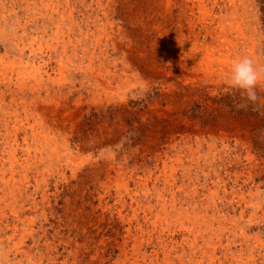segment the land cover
Here are the masks:
<instances>
[{"label":"rangeland","instance_id":"374dc122","mask_svg":"<svg viewBox=\"0 0 264 264\" xmlns=\"http://www.w3.org/2000/svg\"><path fill=\"white\" fill-rule=\"evenodd\" d=\"M27 1L0 0V264H264V90L228 83L264 68V0Z\"/></svg>","mask_w":264,"mask_h":264},{"label":"bare ground","instance_id":"6f19581e","mask_svg":"<svg viewBox=\"0 0 264 264\" xmlns=\"http://www.w3.org/2000/svg\"><path fill=\"white\" fill-rule=\"evenodd\" d=\"M27 1V0H26ZM45 1V0H44ZM47 1V0H46ZM60 1V0H59ZM62 1H67V2H69L68 0H62ZM28 2V1H27ZM49 2V1H48ZM85 2V1H84ZM95 2H97V0L95 1ZM36 3V2H35ZM59 3V2H58ZM78 3V2H77ZM82 3V2H81ZM15 4V3H14ZM45 4V3H44ZM99 4H101V3H99ZM29 5H31V4H29ZM50 5H51V3H50ZM59 5V4H58ZM64 5H65V3H64ZM92 5V4H91ZM4 6H6V5H4ZM53 7H54V5H52ZM61 6V5H60ZM96 6V5H95ZM26 7V6H25ZM57 7V6H56ZM81 7V6H80ZM89 7V6H88ZM102 8V7H101ZM39 9V8H38ZM67 9H69V8H67ZM83 10V9H82ZM94 10V9H93ZM58 11V10H57ZM56 11V12H57ZM65 11V10H64ZM72 11V10H71ZM85 11H87V10H85ZM76 11H74V13H75ZM92 12V11H91ZM90 12V13H91ZM1 13H3V12H1ZM55 13V12H54ZM21 14V13H20ZM65 14V13H64ZM92 14V13H91ZM105 14V13H104ZM107 14V13H106ZM28 15V14H27ZM57 15V14H56ZM70 15V14H69ZM68 15V16H69ZM63 16V15H62ZM77 16V15H76ZM88 16V15H87ZM91 16V15H90ZM108 16V15H107ZM64 17V16H63ZM79 17V16H78ZM77 17V18H78ZM106 17V16H105ZM39 18H42V17H39ZM65 18V17H64ZM97 18V17H96ZM95 18V19H96ZM50 19V18H49ZM89 19V18H88ZM107 19V18H106ZM26 20V19H25ZM65 20V19H64ZM76 20V19H75ZM97 20V19H96ZM98 20H99V18H98ZM31 21V20H30ZM36 21V20H35ZM54 21V20H53ZM23 22V21H22ZM73 22H74V20H73ZM96 22V21H95ZM98 22V21H97ZM37 23H38V21H37ZM50 23V22H49ZM61 23V22H60ZM72 23V22H71ZM80 23V22H79ZM86 23V22H85ZM89 23V22H88ZM28 24V23H27ZM62 24V23H61ZM44 25H45V23H44ZM59 25V24H58ZM63 25V24H62ZM81 25V24H80ZM51 26V25H50ZM77 26V25H76ZM95 26V25H94ZM98 26H99V24H98ZM33 28H34V26H32ZM62 27V26H61ZM100 27V26H99ZM46 28H47V26H46ZM55 28H57L56 26H55ZM60 28V27H59ZM25 29V28H24ZM35 29H36V27H35ZM58 29V28H57ZM85 29V28H84ZM102 29V28H101ZM3 30V29H2ZM81 30V29H80ZM89 30V29H88ZM97 30V29H96ZM99 30V29H98ZM100 31V30H99ZM99 31H97V33L99 32ZM63 32V31H62ZM62 32H61V34H62ZM69 32V31H68ZM95 32V31H94ZM105 32V31H104ZM103 32V33H104ZM5 33V32H4ZM26 33V32H25ZM42 33H44V32H42ZM87 33V32H86ZM93 33V32H92ZM101 33V32H100ZM99 33V34H100ZM103 33H102V35H103ZM30 34V33H29ZM41 34V33H40ZM65 34V33H64ZM70 34V33H69ZM80 34V33H79ZM106 35V34H105ZM20 36V35H19ZM53 36V35H52ZM59 36V35H58ZM58 36H56L57 37V39L59 38ZM78 36V35H77ZM93 36V35H92ZM100 36V35H99ZM98 36V37H99ZM25 37V36H24ZM23 37V38H24ZM40 37V36H39ZM63 37H65V36H63ZM81 37V36H80ZM97 37V36H96ZM21 38V37H20ZM35 38V37H34ZM37 38V37H36ZM41 38V37H40ZM22 39V38H21ZM28 39V38H27ZM54 39V38H53ZM86 39V38H85ZM41 40V39H40ZM44 40V39H43ZM62 40V39H61ZM87 40V39H86ZM14 41V40H13ZM33 41V40H32ZM45 41H47V39L45 40ZM52 41V40H51ZM58 41V40H57ZM56 41V42H57ZM30 42V41H29ZM35 42V41H34ZM94 42H95V40H94ZM27 43V42H26ZM33 43V42H32ZM51 43V42H50ZM63 43V42H62ZM61 43V44H62ZM71 43H72V40H71ZM90 43H92V42H90ZM18 44V43H17ZM16 44V45H17ZM46 44H47V42H46ZM57 45V44H56ZM78 45V44H77ZM13 46H15V45H13ZM49 46V45H48ZM63 46H65V45H63ZM84 46V45H83ZM24 47V46H23ZM52 47H54V46H52ZM58 47V46H57ZM33 48V47H32ZM36 48V47H35ZM61 48H63V47H61ZM70 48V47H69ZM76 49V48H75ZM35 50V49H34ZM45 50V49H44ZM63 50V49H62ZM62 50H61V52H62ZM85 50V49H84ZM20 51V50H19ZM33 51V50H32ZM50 51H52V50H50ZM75 51V50H74ZM37 52V51H36ZM47 52V51H46ZM86 52V51H85ZM33 53V52H32ZM31 53V54H32ZM40 53V52H39ZM29 54V53H28ZM65 54V53H64ZM75 54V53H74ZM43 55V54H42ZM12 57V56H11ZM73 57H75V55L73 56ZM85 57V56H84ZM22 58V57H21ZM49 58H50V56H49ZM70 58H71V56H70ZM86 58V57H85ZM27 59V58H26ZM31 59V58H30ZM44 59V58H43ZM54 59V58H53ZM35 60V59H34ZM41 60V59H40ZM68 60V59H67ZM77 60V59H76ZM85 60V59H84ZM88 60V59H87ZM98 61V60H97ZM4 62V61H3ZM13 62V61H12ZM39 62V61H38ZM57 62V61H56ZM91 62V61H90ZM29 63V62H28ZM31 63V62H30ZM2 63L0 62V65H1ZM47 64V63H46ZM83 64V63H82ZM109 64V63H108ZM30 65V64H29ZM34 65V64H33ZM44 65V64H43ZM12 66V65H11ZM86 66V65H85ZM109 66V65H108ZM9 67V66H8ZM90 67H91V65H90ZM21 68V67H20ZM28 68V67H27ZM34 68V67H33ZM2 69V68H1ZM35 69V68H34ZM33 69V70H34ZM50 69H51V67H50ZM90 69V68H89ZM88 69V70H89ZM6 70V69H5ZM105 70H107V69H105ZM49 71V70H48ZM47 72V71H46ZM45 72V73H46ZM85 72V71H84ZM87 72V71H86ZM98 72V71H97ZM5 74H6V72H5ZM48 74V73H47ZM102 74V73H101ZM114 74V73H113ZM1 75V74H0ZM49 75V74H48ZM91 75V74H90ZM6 76V75H5ZM16 76V75H15ZM19 76H21V73L19 74ZM92 76H94V75H92ZM99 76V75H98ZM105 77V76H104ZM17 78V77H16ZM101 79H103V78H101ZM9 80V79H8ZM16 80V79H15ZM21 80V79H20ZM26 80V79H25ZM43 80V79H42ZM5 81V80H4ZM11 81V80H10ZM36 81V80H35ZM27 83V82H26ZM36 83H38V82H36ZM14 84V83H13ZM15 85V84H14ZM29 86H31V85H29ZM33 86H35V85H33ZM42 86V85H41ZM37 87V86H36ZM33 88V87H32ZM14 89H15V87H14ZM19 89V88H18ZM25 90V89H24ZM45 90V89H44ZM26 91V90H25ZM29 91V90H28ZM30 91H32L31 89H30ZM41 91V90H40ZM53 91V90H52ZM9 92V91H8ZM15 92V91H14ZM13 92V93H14ZM36 92V91H35ZM18 93V92H17ZM45 93H47V92H45ZM37 94V93H36ZM12 95V94H11ZM20 95V94H19ZM46 95V94H45ZM32 96H35L34 94L32 95ZM39 96V95H38ZM37 96V98H39ZM11 97V96H10ZM17 97V96H16ZM23 97V96H22ZM46 97V96H45ZM13 98V97H12ZM33 98V97H32ZM34 98H36V97H34ZM9 99V98H8ZM40 99V98H39ZM43 100H45V99H43ZM13 101V100H12ZM11 101V102H12ZM16 101V100H15ZM32 101V100H31ZM36 101V100H35ZM40 101H42L41 99H40ZM28 102H30V101H28ZM39 102V101H38ZM16 103V102H15ZM35 103V102H34ZM42 103V102H41ZM12 104V103H11ZM17 104V103H16ZM24 104V103H23ZM25 104H27V103H25ZM1 105V104H0ZM18 105V104H17ZM35 105L37 106V104L35 103ZM45 105V104H44ZM46 106V105H45ZM15 107V106H14ZM17 107V106H16ZM47 107V106H46ZM12 108V107H11ZM3 109V108H2ZM22 109V108H21ZM37 109V108H36ZM35 109V110H36ZM12 110V109H11ZM18 110V109H17ZM17 110H15V111H17ZM48 110V109H47ZM46 110V111H47ZM2 111V110H1ZM49 111V110H48ZM26 112V111H25ZM40 112V111H39ZM21 113V112H20ZM23 113H24V111H23ZM43 113H46L45 111L43 112ZM3 114V113H2ZM9 114V113H8ZM33 114V113H32ZM47 114V113H46ZM49 114V113H48ZM13 115V114H12ZM11 115V116H12ZM39 115V114H38ZM42 115V114H41ZM50 115V114H49ZM1 116V115H0ZM7 116V115H6ZM19 116V115H18ZM9 118V117H8ZM26 118V117H25ZM31 118V117H30ZM44 118V117H43ZM42 118V119H43ZM38 119V118H37ZM40 120V119H39ZM4 121V120H3ZM6 122V121H5ZM18 122V121H17ZM22 122V121H21ZM48 122V121H47ZM46 122V123H47ZM11 123V122H10ZM43 123V122H42ZM36 124V123H35ZM39 124V123H38ZM40 125V124H39ZM42 125V124H41ZM21 126V125H20ZM31 126V125H30ZM45 126V125H44ZM33 127V126H32ZM25 128V127H24ZM2 129V128H1ZM41 129V128H40ZM31 130V129H30ZM55 130V129H54ZM5 131H6V129H5ZM16 131V130H15ZM21 131V130H20ZM22 131H23V129H22ZM38 131H39V129H38ZM56 132V131H55ZM6 133V132H5ZM17 133V132H16ZM32 133H33V130H32ZM49 133H50V131H49ZM4 134V133H3ZM19 133H17V135H18ZM16 135V134H15ZM1 136V135H0ZM14 137V136H13ZM21 137V136H20ZM8 138V137H7ZM33 138H34V136H33ZM9 139V138H8ZM16 139V138H15ZM42 139V138H41ZM25 140H26V137H25ZM24 140V142H26ZM29 140V139H28ZM35 140H37V139H35ZM52 140V139H51ZM199 141V140H198ZM7 142V141H6ZM5 142V143H6ZM10 142V141H9ZM15 142H16V140H15ZM14 142V144H16ZM28 142V141H27ZM37 142V141H36ZM62 142H64V141H62ZM3 143V142H2ZM2 143H0V144H2ZM12 143V142H11ZM23 143V142H22ZM13 144V143H12ZM13 144V145H14ZM19 144V143H18ZM27 144V143H26ZM31 144V143H30ZM45 144V143H44ZM193 144V143H192ZM204 144V143H203ZM216 144V143H215ZM5 145V144H4ZM6 145H8V144H6ZM28 145V144H27ZM64 145V144H63ZM2 146V145H1ZM69 146V145H68ZM213 146V145H212ZM17 147V146H16ZM41 147V146H40ZM188 147V146H187ZM191 147V146H190ZM7 148V147H6ZM6 148H5V150H6ZM45 148V147H44ZM222 148V147H221ZM19 149V148H18ZM195 149V148H194ZM42 150V149H41ZM196 150V149H195ZM31 151V150H30ZM29 151V152H30ZM191 151H192V149H191ZM204 151V150H203ZM215 151V150H214ZM221 151V150H220ZM1 152H3V151H1ZM34 152V151H33ZM197 152V151H196ZM218 152V151H217ZM6 153V152H5ZM12 153V152H11ZM15 153V152H14ZM27 153V152H26ZM38 153V152H37ZM40 153V152H39ZM223 153V152H222ZM232 153V152H231ZM252 153V152H251ZM250 153V154H251ZM1 154H3V153H1ZM30 154V153H29ZM43 154V153H42ZM220 154V153H219ZM247 154V153H246ZM12 155V154H11ZM224 155V154H223ZM252 155V154H251ZM15 156V155H14ZM34 156V155H33ZM42 156V155H41ZM166 156V155H165ZM207 156V155H206ZM213 156H215V155H213ZM229 156V155H228ZM6 157V156H5ZM16 157V156H15ZM233 157V156H232ZM240 157V156H239ZM248 157V156H247ZM7 158V157H6ZM9 158V157H8ZM179 158V157H178ZM225 158V157H224ZM37 159V158H36ZM41 159V158H40ZM189 159V158H188ZM236 159V158H235ZM16 160V159H15ZM23 160H25V159H23ZM159 160H161V159H159ZM229 160H230V158H229ZM240 160V159H239ZM251 160V159H250ZM11 161V160H10ZM14 161V160H13ZM12 161V162H13ZM177 161H178V159H177ZM191 161V160H190ZM199 161V160H198ZM249 161V160H248ZM35 162V161H34ZM45 162V161H44ZM192 162V161H191ZM229 162V161H228ZM236 162V161H235ZM195 163V162H194ZM1 164V163H0ZM6 164H7V162H6ZM14 164V163H13ZM19 164V163H18ZM166 164V163H165ZM192 164V163H191ZM7 165H9V164H7ZM198 165V164H197ZM223 165H224V162H223ZM22 166V165H21ZM246 166H247V164H246ZM253 166V165H252ZM1 167V166H0ZM156 167V166H155ZM248 167V166H247ZM10 168V167H9ZM8 168V169H9ZM148 168V167H147ZM224 168H225V166H224ZM233 169V168H232ZM189 170V169H188ZM210 170V169H209ZM214 170V169H213ZM234 170H235V168H234ZM233 170V171H234ZM245 170H246V168H245ZM230 171V170H229ZM233 171H231V172H233ZM242 171V170H241ZM18 172V171H17ZM193 172V171H192ZM203 172V171H202ZM212 172V171H211ZM12 173V172H11ZM160 173V172H159ZM175 173V172H174ZM225 173V172H224ZM235 173V172H234ZM242 173V172H241ZM138 174V173H137ZM172 174V173H171ZM170 174V175H171ZM183 174H184V171H183ZM205 174V173H204ZM211 174V173H210ZM243 174V173H242ZM250 174V173H249ZM1 175V174H0ZM3 175V174H2ZM179 175V174H178ZM188 175V174H187ZM213 175V174H212ZM211 175V176H212ZM229 175V174H228ZM238 175V174H237ZM145 176V175H144ZM159 176H160V174H159ZM239 176V175H238ZM244 176V175H243ZM166 176H164V178H165ZM195 177V176H194ZM139 178V177H138ZM146 178V177H145ZM153 178V177H152ZM163 178V177H162ZM193 178V177H192ZM202 178V177H201ZM218 178H219V175H218ZM8 179H10V178H8ZM8 179H6V180H8ZM194 179V178H193ZM196 179V178H195ZM244 179V178H243ZM248 179V178H247ZM11 180V179H10ZM141 180V179H140ZM143 180V179H142ZM145 180V179H144ZM148 180V179H147ZM150 180H151V178H150ZM254 180V179H253ZM175 181V180H174ZM197 181V180H196ZM211 181V180H210ZM217 181H219V180H217ZM222 181V180H221ZM240 181V180H239ZM169 182V181H168ZM176 182V181H175ZM185 182V181H184ZM238 182V181H237ZM243 182V181H242ZM245 182V181H244ZM3 183H4V181H3ZM8 183V182H7ZM142 183V182H141ZM205 183V182H204ZM213 183V182H212ZM9 184V183H8ZM143 184V183H142ZM237 184V183H236ZM173 185V184H172ZM194 185V184H193ZM8 187V186H7ZM178 187V186H177ZM188 187V186H187ZM194 187V186H193ZM30 188V187H29ZM180 188V187H179ZM189 188V187H188ZM195 188V187H194ZM5 189V188H4ZM22 189V188H21ZM37 189V188H36ZM123 189H124V187H123ZM126 189V188H125ZM196 189V188H195ZM194 189V190H195ZM209 189V188H208ZM215 189V188H214ZM233 189V188H232ZM244 189V188H243ZM207 190V189H206ZM210 190H211V188H210ZM5 191V190H4ZM25 191V190H24ZM29 191V190H28ZM167 191V190H166ZM181 191V190H180ZM179 191V192H180ZM199 191V190H198ZM7 192V191H6ZM35 192V191H34ZM38 192V191H37ZM131 192V191H130ZM129 192V193H130ZM203 192V191H202ZM226 192V191H225ZM145 193V192H144ZM149 193H150V191H149ZM172 193H175V192H172ZM188 193V192H187ZM192 193V192H191ZM227 193V192H226ZM239 193V192H238ZM16 194V193H15ZM123 194V193H122ZM186 194V193H185ZM36 195H37V193H36ZM45 195V194H44ZM124 195V194H123ZM187 195V194H186ZM227 195V194H226ZM231 195V194H230ZM9 196V195H8ZM31 196H33V195H31ZM174 196H176V195H174ZM198 196V195H197ZM207 196V195H206ZM2 197V196H1ZM36 198V197H35ZM33 199V198H32ZM162 199V198H161ZM208 199V198H207ZM231 199H232V197H231ZM1 200V199H0ZM4 200V199H3ZM6 200V199H5ZM10 200V199H9ZM11 200H12V196H11ZM16 200V199H15ZM133 200V199H132ZM181 200V199H180ZM179 200V201H180ZM209 200V199H208ZM218 200V199H217ZM239 200V199H238ZM18 201V200H17ZM33 201V200H32ZM136 201V200H135ZM175 201V200H174ZM222 201H223V199H222ZM231 201V200H230ZM3 203L5 202V201H2ZM16 202V201H15ZM14 202V203H15ZM20 202V201H19ZM233 202V201H232ZM237 202V201H236ZM25 203V202H24ZM128 203V202H127ZM194 203V202H193ZM239 203V202H238ZM26 204V203H25ZM38 204V203H37ZM141 204V203H140ZM178 204V203H177ZM226 204H227V202H226ZM32 205V204H31ZM35 205V204H34ZM17 206H18V204H17ZM134 206V205H133ZM146 206V205H145ZM202 206V205H201ZM206 206V205H205ZM221 206V205H220ZM23 207V206H22ZM37 207V206H36ZM222 207V206H221ZM242 207V206H241ZM5 208V207H4ZM3 208V209H4ZM260 208V207H259ZM1 209V208H0ZM20 209V208H19ZM29 209V208H28ZM133 209V208H132ZM153 209V208H152ZM36 210H38V208H36ZM40 210V209H39ZM125 210V209H124ZM134 210V209H133ZM159 210V209H158ZM157 210V211H158ZM171 210V209H170ZM225 210V209H224ZM32 211V210H31ZM135 211V210H134ZM214 211H216V210H214ZM219 211V210H218ZM226 211V210H225ZM2 212V211H1ZM179 212V211H178ZM229 212V211H228ZM33 213V212H32ZM139 213V212H138ZM214 213V212H213ZM25 214V213H24ZM134 214V213H133ZM137 214V213H136ZM144 214H145V212H144ZM168 214V213H167ZM195 214V213H194ZM208 214V213H207ZM246 214V213H245ZM13 215V214H12ZM44 215V214H43ZM159 215V214H158ZM174 215V214H173ZM200 215V214H199ZM223 215V214H222ZM226 215V214H225ZM175 216V215H174ZM196 216V215H195ZM246 216V215H245ZM9 217V216H8ZM148 217V216H147ZM160 217V216H159ZM170 217V216H169ZM226 217V216H225ZM248 217V216H247ZM0 218H1V216H0ZM6 218V217H5ZM12 218V217H11ZM19 218V217H18ZM24 218V217H23ZM27 218V217H26ZM134 218V217H133ZM182 218V217H181ZM215 218V217H214ZM10 219V218H9ZM21 219V218H20ZM146 219V218H145ZM148 219H150V217L148 218ZM184 219V218H183ZM207 219V218H206ZM212 219H213V216H212ZM216 219V218H215ZM228 219V218H227ZM6 220H8V219H6ZM6 220H5V222H6ZM164 220V219H163ZM192 220V219H191ZM196 220V219H195ZM238 220V219H237ZM12 221V220H11ZM21 221V220H20ZM23 221V220H22ZM169 221V220H168ZM199 221V220H198ZM140 222V221H139ZM171 222V221H170ZM182 222V221H181ZM221 222V221H220ZM232 222V221H231ZM246 222V221H245ZM131 223V222H130ZM141 223V222H140ZM147 223V222H146ZM172 223V222H171ZM209 223V222H208ZM252 223V222H251ZM23 224V223H22ZM28 224H29V222H28ZM31 224V223H30ZM194 224V223H193ZM228 224V223H227ZM239 224V223H238ZM27 225V224H26ZM157 225V224H156ZM207 225V224H206ZM210 225V224H209ZM224 225V224H223ZM226 225V224H225ZM3 226V225H2ZM30 226V225H29ZM142 226V225H141ZM184 226V225H183ZM186 226V225H185ZM230 226V225H229ZM233 226V225H232ZM156 227V226H155ZM158 227H160V226H158ZM219 227V226H218ZM225 227V226H224ZM246 227V226H245ZM18 228V227H17ZM167 228V227H166ZM188 228V227H187ZM191 228V227H190ZM214 228V227H213ZM226 228V227H225ZM233 228V227H232ZM243 227H241V229H242ZM5 229V228H4ZM19 229V228H18ZM22 229V228H21ZM140 229V228H139ZM158 229V228H157ZM183 229V228H182ZM202 229V228H201ZM200 229V230H201ZM255 229V228H254ZM6 230V229H5ZM20 230V229H19ZM18 230V231H19ZM150 230V229H149ZM196 230V229H195ZM203 230V229H202ZM201 230V231H202ZM205 230V229H204ZM244 230V229H243ZM246 230V229H245ZM146 231V230H145ZM198 231V230H197ZM208 231V230H207ZM210 231V230H209ZM221 231V230H220ZM251 231V230H250ZM7 232V231H6ZM5 232V233H6ZM189 232V231H188ZM236 232V231H235ZM252 232V231H251ZM4 233V234H5ZM10 233V232H9ZM175 233H177V232H175ZM199 233V232H198ZM15 234V233H14ZM134 234V233H133ZM145 234V233H144ZM151 234V233H150ZM197 234V233H196ZM175 235V234H174ZM236 235V234H235ZM11 236V235H10ZM16 236H18V235H16ZM171 236V235H170ZM212 236V235H211ZM219 236V235H218ZM229 236V235H228ZM4 237H5V235H4ZM9 237V236H8ZM210 237V236H209ZM217 237V236H216ZM241 237H243V236H241ZM246 237V236H245ZM186 238V237H185ZM197 238V237H196ZM207 238V237H206ZM227 238V237H226ZM231 238V237H230ZM259 238V237H258ZM152 239V238H151ZM161 239V238H160ZM209 239V238H208ZM237 239V238H236ZM246 239V238H245ZM256 239V238H255ZM3 239H1V241H2ZM176 240V239H175ZM203 240V239H202ZM217 240V239H216ZM228 240V239H227ZM243 240V239H242ZM13 241V240H12ZM152 241V240H151ZM170 241V240H169ZM244 241V240H243ZM257 241V240H256ZM11 242V241H10ZM194 242V241H193ZM208 242V241H207ZM219 242V241H218ZM230 242V241H229ZM254 242V241H253ZM260 242V241H259ZM262 242V241H261ZM149 243V242H148ZM226 243V242H225ZM7 244V243H6ZM162 244V243H161ZM196 244V243H195ZM241 244V243H240ZM261 244H263V243H261ZM10 245V244H9ZM176 245V244H175ZM254 245V244H253ZM259 245V244H258ZM12 246V245H11ZM188 246V245H187ZM191 246H192V243H191ZM194 246V245H193ZM192 246V247H193ZM201 246V245H200ZM209 246V245H208ZM229 246V245H228ZM248 246V245H247ZM263 246V245H262ZM5 247V246H4ZM13 247V246H12ZM210 247V246H209ZM215 247V246H214ZM225 247V246H224ZM260 247V246H259ZM11 248V247H10ZM171 248H172V246H171ZM232 248V247H231ZM263 248V247H262ZM261 248V249H262ZM8 249H9V247H8ZM175 249V248H174ZM202 249V248H201ZM224 249V248H223ZM252 249V248H251ZM254 249V248H253ZM264 249V248H263ZM178 250V249H177ZM195 250V249H194ZM216 250V249H215ZM176 251V250H175ZM206 251V250H205ZM33 252V251H32ZM156 252V251H155ZM225 252V251H224ZM231 252V251H230ZM10 253V252H9ZM14 253V252H13ZM24 253V252H23ZM22 253V254H23ZM142 253V252H141ZM189 253V252H188ZM210 253H212V252H210ZM17 254V253H16ZM19 254H20V252H19ZM240 254H241V252H240ZM264 254V253H263ZM152 255V254H151ZM166 255V254H165ZM164 255V256H165ZM169 256H170V254H168ZM183 255V254H182ZM182 255H181V257H182ZM202 255V254H201ZM5 256H6V253H5ZM12 256V255H11ZM199 256V255H198ZM211 256V255H210ZM214 256V255H213ZM14 257V256H13ZM27 257V256H26ZM137 257V256H136ZM153 257V256H152ZM175 257V256H174ZM184 257V256H183ZM245 257V256H244ZM6 258V257H5ZM178 258V257H177ZM176 258V259H177ZM180 258V257H179ZM193 258V257H192ZM202 258V257H201ZM182 259V258H181ZM190 259V258H189ZM211 259V258H210ZM240 259H242V258H240ZM245 259V258H244ZM147 260V259H146ZM160 260V259H159ZM168 260V259H167ZM183 260V259H182ZM186 260V259H185ZM201 260V259H200ZM236 260V259H235ZM248 260V259H247ZM5 261V260H4ZM11 261V260H10ZM14 261V260H13ZM18 261V260H17ZM29 261V260H28ZM140 261V260H139ZM155 261V260H154ZM180 261V260H179ZM242 261V260H241ZM25 262V261H24ZM23 262V263H24ZM164 262H165V260H164ZM197 262V261H196ZM19 263V262H18ZM22 263V264H23ZM167 262H165V264H166ZM183 263V262H182ZM186 263V262H185ZM189 263V262H188ZM211 263H212V261H211ZM210 263V264H211ZM159 264V263H158ZM170 264V263H169ZM193 264V263H192Z\"/></svg>","mask_w":264,"mask_h":264},{"label":"clouds","instance_id":"9594fccd","mask_svg":"<svg viewBox=\"0 0 264 264\" xmlns=\"http://www.w3.org/2000/svg\"><path fill=\"white\" fill-rule=\"evenodd\" d=\"M228 83L241 93L245 101L241 107L256 105L261 100L258 89L264 90V68L251 56L241 57L233 63Z\"/></svg>","mask_w":264,"mask_h":264}]
</instances>
